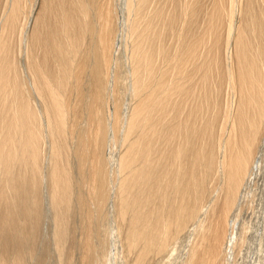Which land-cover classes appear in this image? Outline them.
Listing matches in <instances>:
<instances>
[{
	"label": "bare ground",
	"instance_id": "obj_1",
	"mask_svg": "<svg viewBox=\"0 0 264 264\" xmlns=\"http://www.w3.org/2000/svg\"><path fill=\"white\" fill-rule=\"evenodd\" d=\"M1 2L0 264H262L264 0Z\"/></svg>",
	"mask_w": 264,
	"mask_h": 264
},
{
	"label": "rangeland",
	"instance_id": "obj_2",
	"mask_svg": "<svg viewBox=\"0 0 264 264\" xmlns=\"http://www.w3.org/2000/svg\"><path fill=\"white\" fill-rule=\"evenodd\" d=\"M2 2H1V4L3 5V3H4V0H1ZM0 15H1V8H0ZM264 140V139H263ZM262 143V145H260L261 147L259 148V151H260V154L261 155H264V141H262L261 142ZM263 153V154H262ZM259 180H258V188H259V190H258V193L260 194V195H262V193L264 192V176L262 175L260 178H258ZM246 208V210L244 211V209ZM244 209H240V208H236L235 209V212L233 213V215H235V216H238V218H240L239 219V222L240 223H243L244 221L245 222H252V220H253V223H255V221H256V212L258 211V209H252V208H250V210H249V208H248V206L247 207H245ZM248 210V211H247ZM238 211V212H237ZM111 214V213H110ZM243 214V215H242ZM111 216V215H110ZM47 217H49V214H48V216ZM112 217V216H111ZM111 217H108V220L106 221H102V223L104 222V225L106 226V222L107 223H109V224H107V226H106V228L108 229V226L110 225V231H112V228H113V223L114 222H112L111 220L113 219V217L111 218ZM252 217V218H251ZM111 218V219H110ZM250 218V219H249ZM49 219V218H48ZM109 219H110V221H109ZM114 220V219H113ZM75 221H77V218L75 219ZM101 222H100V224H102ZM110 223H112V224H110ZM104 225H100V227H101V229L102 230H105V228H102V226H104ZM112 225V226H111ZM101 229H100V236L102 237V236H104V234L103 233H105L104 231L102 232L101 231ZM254 230H251V232H253ZM79 233V235H77ZM76 237V238H75ZM79 237H80V231L79 230H76V233H75V236H74V239H75V241L76 242H74V239H73V242L72 243H74V245L76 244V243H78V241L79 240H77V238L79 239ZM110 241L112 240V235H110ZM111 244H112V242L110 243V247H112L111 246ZM111 249L112 248H110V251H111ZM241 257V261H240V264H251V261H250V255H249V253H246V252H244L243 253V256H239V258ZM242 257H243V259H242ZM263 257L264 256H262V261L261 262H263L262 264H264V260H263ZM166 258H168V257H166ZM166 258H160V259H163L162 261H160V259H159V261L158 260H156L157 261V263H156V261H153V264H154V262H155V264H159L160 262H167L168 261V259H166ZM164 259H166V261L164 260ZM159 262V263H158ZM231 264V263H230Z\"/></svg>",
	"mask_w": 264,
	"mask_h": 264
}]
</instances>
